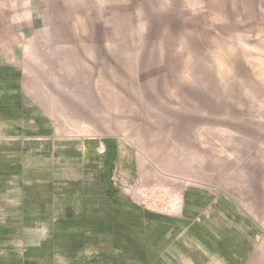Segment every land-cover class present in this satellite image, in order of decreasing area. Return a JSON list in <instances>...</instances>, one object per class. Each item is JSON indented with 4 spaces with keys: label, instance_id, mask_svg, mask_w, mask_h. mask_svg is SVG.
Returning a JSON list of instances; mask_svg holds the SVG:
<instances>
[{
    "label": "rangeland",
    "instance_id": "374dc122",
    "mask_svg": "<svg viewBox=\"0 0 264 264\" xmlns=\"http://www.w3.org/2000/svg\"><path fill=\"white\" fill-rule=\"evenodd\" d=\"M21 140L127 144L137 195L219 198L264 264V0H0V144Z\"/></svg>",
    "mask_w": 264,
    "mask_h": 264
},
{
    "label": "crops",
    "instance_id": "0c3cea01",
    "mask_svg": "<svg viewBox=\"0 0 264 264\" xmlns=\"http://www.w3.org/2000/svg\"><path fill=\"white\" fill-rule=\"evenodd\" d=\"M124 152L125 167L138 171L132 148L118 141L82 150L55 140L0 144V248L20 250L19 264H91L96 250L99 264H194L181 245L189 233L206 248L202 264L243 262L251 232L235 224L224 202L199 209L184 194L173 208L152 204L133 191L138 180L122 173ZM109 249L118 261L108 260Z\"/></svg>",
    "mask_w": 264,
    "mask_h": 264
}]
</instances>
